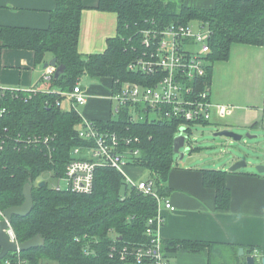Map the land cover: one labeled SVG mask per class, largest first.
Segmentation results:
<instances>
[{
    "label": "trees",
    "instance_id": "16d2710c",
    "mask_svg": "<svg viewBox=\"0 0 264 264\" xmlns=\"http://www.w3.org/2000/svg\"><path fill=\"white\" fill-rule=\"evenodd\" d=\"M86 8L84 0H54L45 27L0 25V49L30 51L35 65L44 64L47 54L55 57L58 64H63L64 71L51 79L50 89L69 91L82 76H88L107 81L110 94L121 83L153 86L163 76V71L150 75L128 68V64L143 55L145 47L141 39L146 29L195 20L206 25L210 32V51L206 55V75L196 84L198 90L203 89L204 82L210 87L213 63L228 60L233 44L264 45V0H215L208 8L176 6L164 0H96V10L115 14V34L105 39L102 51L84 54L78 50V38L81 13ZM27 95L22 90L8 89L0 97V110L5 108L0 112V129L6 127L10 133H20L23 137L48 138L46 145L19 149L9 143L0 152L1 209L20 205L24 184L29 180L33 183L30 212L24 217L13 216L11 225L18 241L39 234L44 244L23 251L22 255L53 264H146L149 259L138 262L136 252L152 236L146 230L154 226L148 220H154L158 214L156 199L129 185L122 173L107 165L95 167L90 193L56 190L45 180L44 186L35 185V180L45 171L59 179L73 158V149L88 146L90 142L77 135L84 116L76 109L56 106L55 101L62 97L55 91ZM87 119L102 130L138 138V142L130 144L139 152L131 156L129 167L147 169L148 179L153 181L159 195L166 191L168 173L174 166L173 137L182 125L189 138L192 125L209 123L185 121L179 116L130 121L127 109L115 114L110 100L106 118ZM188 143L191 152L198 149L191 140ZM199 171L203 186L214 191L215 208L227 210L230 205L225 179L228 171L205 167ZM160 239L170 261L169 255L175 252L207 251L208 264H216L217 259L222 261L223 252L226 250L228 255L229 251L215 242ZM238 248L232 247V252L244 263L237 255ZM242 248L247 251L251 247Z\"/></svg>",
    "mask_w": 264,
    "mask_h": 264
},
{
    "label": "crops",
    "instance_id": "0c3cea01",
    "mask_svg": "<svg viewBox=\"0 0 264 264\" xmlns=\"http://www.w3.org/2000/svg\"><path fill=\"white\" fill-rule=\"evenodd\" d=\"M84 1L87 8L81 13L82 31L79 32L78 50L80 53L88 54L92 53L88 49L92 47L97 49L93 39L103 40L100 51L105 48V39L115 34L116 25L114 31L108 33L103 29L101 21L111 14L116 24V16L111 12L96 10L94 8L96 0ZM164 1L173 2L176 6L184 4L197 8H208L215 2V0ZM53 7L54 0H0V25L45 27L48 25L49 12ZM88 21L91 27L86 34ZM236 45L245 44H233L228 60L213 63L210 99L225 107L223 113H220L219 108L213 112V122L224 121L227 118L234 126H257L260 123V107L264 101V45H247L255 48H241L234 52L232 47ZM50 58L51 55L48 54L46 62ZM30 65L35 66L30 51L2 49L0 84L9 88L39 87L44 66L42 65L37 78L33 79ZM219 70L223 84L217 76ZM103 83L97 85L96 93L99 96L85 88L89 98L83 108L84 117L103 119L108 116V88L102 89ZM187 145L189 146V143ZM178 159L181 160L179 157ZM173 164L168 173L167 189L163 196L174 208L172 210L166 208L164 201L157 203V212L163 219L158 232L162 239L215 242L216 245H222L220 247H228L230 251H233L232 247L235 246L264 247L262 173L255 174L241 169L234 173L222 168L228 171L225 179L230 191V205L227 210H218L215 208L214 191L202 184L199 171L202 164L189 161L179 163L175 162V159ZM141 175L142 172H138L134 177L140 178ZM169 256L175 264H208L207 251L199 254L175 252Z\"/></svg>",
    "mask_w": 264,
    "mask_h": 264
},
{
    "label": "built area",
    "instance_id": "2783aa9c",
    "mask_svg": "<svg viewBox=\"0 0 264 264\" xmlns=\"http://www.w3.org/2000/svg\"><path fill=\"white\" fill-rule=\"evenodd\" d=\"M209 35L208 28L200 20L188 24L172 23L162 28L143 30L141 39L145 47L143 55L128 64V68L150 75L156 74L157 71H163L164 74L153 86H144L136 82L121 83L108 94L109 100L113 103V112L118 114L126 108L130 121L149 119L152 118L150 114H153V118L179 116L185 121L194 122L213 121V112L218 108L220 113H223L225 107L210 99V87L205 82L203 89L198 90L196 87V84L206 75L208 65L206 55L210 51ZM195 43L200 44L197 51L191 49ZM1 61L2 50L0 49V63ZM54 72L55 67L51 65L44 67L40 75L39 87L9 88L0 84V97H3V92L8 89L25 91L28 94L27 97H31V94L37 91H55L62 97L61 100L55 101L56 106L61 107L62 100L71 103L70 109H75L77 105H85L89 95L80 82H77L69 91L49 88ZM4 111L5 108H1L0 112ZM260 123L264 125V101L260 107ZM181 127L185 129L184 125ZM183 134L187 133L184 131ZM77 135L87 143L90 142V145L73 149V158L67 162L64 173L59 178L61 184L54 185V189L72 193H90L93 189L95 167L107 165L122 173L129 185L135 186L143 194L152 195L157 203L164 201L166 208L170 210L174 208L169 200L155 191L152 180H135L125 173L124 169L129 166L131 156L139 152L137 147H130V144L138 142L137 137H126L115 131L102 130L95 122L85 117H82ZM47 142V137L43 140L36 135L23 137L20 133L15 135L10 133L6 127L0 129V152L4 151L9 143L20 149L46 145ZM42 180L38 178L34 184ZM3 218V209L0 208V219ZM162 223L163 219L159 214L154 220H148V224H154V228L149 227L146 230L152 236L147 245L138 248L136 252L138 262L149 259L146 264H174L166 258L162 249V241L158 233ZM5 232L9 240L16 243L17 248L0 258V264H53L48 260L36 262L22 255L23 251L18 249L19 241L11 223H8ZM245 256H252L254 264L255 262L263 264L264 247L253 246L244 251L242 256L244 263Z\"/></svg>",
    "mask_w": 264,
    "mask_h": 264
},
{
    "label": "rangeland",
    "instance_id": "374dc122",
    "mask_svg": "<svg viewBox=\"0 0 264 264\" xmlns=\"http://www.w3.org/2000/svg\"><path fill=\"white\" fill-rule=\"evenodd\" d=\"M90 21L87 22V28L85 30V33L87 34L90 30ZM101 24L103 26V29L107 31L108 33H111L114 31V18L111 14L105 16L104 19H102ZM82 29L80 30V32ZM92 33H94L92 31ZM87 38V36H86ZM103 40L101 39H93V43H95L96 48L92 47V49H88L89 52H95L93 50H98V52L101 50L100 46ZM99 46V47H98ZM200 47L199 43H195L192 45L191 49L193 51H197ZM241 48H248V49H254L253 46H247V45H236L233 46V51H237ZM100 49V50H99ZM48 54L46 55V57ZM31 60V59H30ZM30 60L28 61L29 63ZM42 64H37L35 66L30 65L32 68V78L35 79L38 76V73H40V69H42ZM218 79L223 84V80L221 78V71H218ZM218 81V80H217ZM81 85H83V88L89 90L92 94L99 96L97 85H101L100 79L90 78L88 76H82L80 80ZM107 81L103 83L102 89L105 90L107 88ZM59 91V89H54ZM100 100L101 98H95ZM71 107V103L66 100L61 101V108L64 110H68ZM84 105H77L75 109L84 116L83 108ZM150 117H153V114H150ZM226 122V123H225ZM222 130H230L236 134L244 135V134H250L254 135L255 137L252 138H246L244 137L241 141L234 140L232 138H228L221 135H214L215 133L222 131ZM191 140V144L193 146H197L198 149L193 150L192 152L189 150L190 148H187L185 151L184 157L179 160L178 154H174L175 162L183 163L185 161L189 162H197L202 164V167L205 168H229L235 161L238 160H244L247 165L245 167L240 168L242 171H249V172H256L255 166L258 164L264 165V125L259 123L257 126H247V127H239L234 126L233 123L229 122V120L226 118L224 121L220 120L218 122L210 121L207 124L204 123H197L192 125L191 127V134L188 138V141ZM186 147V146H185ZM184 148H182L183 150ZM125 173L129 178H135L134 176H137L138 172H142L141 179H147L149 177V171L144 168H131L129 166H126L124 169ZM138 171V172H134ZM264 175V173H262ZM140 178H135L140 179ZM39 179H43L48 184H50L52 187L54 185L61 184L60 180L57 178H53L51 172L45 171L40 176ZM244 264L241 260L237 259L235 254L232 251H228V255L225 252H223L222 261L217 259L216 264ZM213 263V262H212ZM215 264V263H213ZM255 264H260L258 262H255Z\"/></svg>",
    "mask_w": 264,
    "mask_h": 264
},
{
    "label": "water",
    "instance_id": "95a60500",
    "mask_svg": "<svg viewBox=\"0 0 264 264\" xmlns=\"http://www.w3.org/2000/svg\"><path fill=\"white\" fill-rule=\"evenodd\" d=\"M47 65H51L55 67V72L53 74V77L56 79L58 78L64 71L63 64H58L55 57H51L47 62L43 64L44 67ZM185 131L184 127H181L179 129V132L173 137V153L178 154L179 158L182 159V157L185 154V151L189 146L186 144L188 143V135L183 134ZM214 135H221L228 138H232L237 141H241L244 137L246 138H252L255 137L254 135L250 134H236L230 130H222ZM186 146V147H185ZM184 148L183 150H181ZM247 163L244 160H238L235 161L229 168L228 171H236L239 170L242 167H245ZM257 173H264V165L258 164L255 166ZM45 181L42 180L38 182V186H44ZM32 189H33V183L31 180L27 181L23 188H22V195H23V201L20 205L16 206H10L3 210L4 219H0V258H2L6 253L10 251H15L17 248V245L15 242L10 241L8 238V235L5 232V229L7 228L8 223L11 222L13 216H20L24 217L26 216L33 205V196H32ZM44 244V239L41 235L37 234L25 241L18 243V249L20 251H27L32 248L40 247ZM237 255L242 258L244 255V249L242 247H239L237 250ZM245 264H254V260L252 256H245ZM264 264V259H263Z\"/></svg>",
    "mask_w": 264,
    "mask_h": 264
},
{
    "label": "bare ground",
    "instance_id": "6f19581e",
    "mask_svg": "<svg viewBox=\"0 0 264 264\" xmlns=\"http://www.w3.org/2000/svg\"><path fill=\"white\" fill-rule=\"evenodd\" d=\"M4 210V209H3ZM4 219V218H3ZM11 223V222H10ZM20 242V241H19Z\"/></svg>",
    "mask_w": 264,
    "mask_h": 264
}]
</instances>
